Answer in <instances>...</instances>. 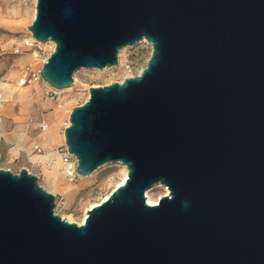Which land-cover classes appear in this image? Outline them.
Instances as JSON below:
<instances>
[{
    "label": "water",
    "instance_id": "95a60500",
    "mask_svg": "<svg viewBox=\"0 0 264 264\" xmlns=\"http://www.w3.org/2000/svg\"><path fill=\"white\" fill-rule=\"evenodd\" d=\"M27 29L55 43L39 77L56 90L141 40L151 54L69 114L78 176L128 169L81 225L0 169V264H264V0H36Z\"/></svg>",
    "mask_w": 264,
    "mask_h": 264
},
{
    "label": "rangeland",
    "instance_id": "374dc122",
    "mask_svg": "<svg viewBox=\"0 0 264 264\" xmlns=\"http://www.w3.org/2000/svg\"><path fill=\"white\" fill-rule=\"evenodd\" d=\"M35 5V0H0V94L5 98L4 88L18 90L26 86L29 96L33 97L24 107L17 100L9 101L8 109L0 107L3 124V129H0V169L13 173L26 169L36 175L38 184L54 195L55 212L79 221L89 204L97 202L113 190L120 178L121 164H103L90 175L77 176L73 181L67 179L60 166L57 175L59 182L53 184L48 177L51 163L32 159L33 156L45 152L40 145L41 151L33 148L37 144L39 124L42 121L48 124L54 122L58 134L61 135L69 125L68 116L72 108L86 101L89 88L120 82L127 74L137 75L146 66L151 45L144 39L135 45L123 47L120 52V66L118 62L117 65L101 69L80 68L73 73L76 81L73 79L69 87L61 90L49 88L41 78L35 79L43 62L48 58L47 45L36 43L30 47L24 44V40L31 34L27 26L32 22ZM33 51L37 52L36 57L31 56ZM22 81L24 83L20 84ZM13 96L16 97V91ZM19 124L25 125L26 130L21 146H18L14 136ZM64 146L65 142L60 140L53 150L60 159ZM64 184L74 187L72 193L69 194L63 188ZM162 191V185L153 190L156 195Z\"/></svg>",
    "mask_w": 264,
    "mask_h": 264
},
{
    "label": "bare ground",
    "instance_id": "6f19581e",
    "mask_svg": "<svg viewBox=\"0 0 264 264\" xmlns=\"http://www.w3.org/2000/svg\"><path fill=\"white\" fill-rule=\"evenodd\" d=\"M34 16H35V8L33 9V12H32V20L34 19ZM30 37L33 38L31 34H30ZM49 42H51V41H49ZM37 44L46 45V44H48V42L44 43V44L37 42ZM121 51L122 50H120L119 54H118L119 66L122 64V60L120 59V52ZM31 56L36 57L37 52L33 51ZM130 76H134V75L133 74H127L124 78L130 77ZM73 79H74V81H76L75 74L73 75ZM23 83H24V81H22L20 84H23ZM47 86L49 88H51L49 85H47ZM15 91H16V97L13 98L14 97L13 94H15ZM4 92L6 93L5 98H3L0 94V107L4 106V109H8V107L10 105L9 101H13V100L16 101L17 100V101L21 102L20 104L22 105V107H24V105H27L28 103L31 102V100H33V97L29 96V92H28V89L26 86H24L18 90L16 88L13 90H7L4 88ZM5 102H7V104H3ZM0 129H3V124H1V114H0ZM25 135H26L25 125H22V124L17 125L15 132H14V136L17 139L18 146H21V143L24 140ZM60 140L64 142L63 133L61 135L58 134L57 129H56V125L54 122L48 124V127L45 130L38 132L37 140H36V143L38 145H40L44 149L45 152L43 154L36 155V156L32 157L33 160L34 159H41L43 161H48L51 163V169L48 172V177L53 184H56L59 182L58 178H57L58 171L60 169V166H62V168H63V164H62V161L60 159V156L53 151L54 147L56 146V144ZM121 167H122V169L120 172V178L115 183L113 190L116 187L125 183V181L128 177V169L123 164H121ZM159 185L160 184H156L152 188L145 191L146 201L149 205H157L159 203L160 197H162L163 195L169 194V189L167 187H165L164 185H162L163 191L159 195H156L153 192V190L155 187H158ZM63 188L70 194V193H72L74 187L71 184H64ZM109 195H110V192H108L104 196H102L97 202L89 204L86 207V209L84 210V213H83V215L79 221H74V220H72L71 217H68V216L66 217L64 215H61V217H63L64 219H66L69 222H76L78 225H81L87 216L86 210L98 205L100 202L107 199L109 197Z\"/></svg>",
    "mask_w": 264,
    "mask_h": 264
},
{
    "label": "built area",
    "instance_id": "2783aa9c",
    "mask_svg": "<svg viewBox=\"0 0 264 264\" xmlns=\"http://www.w3.org/2000/svg\"><path fill=\"white\" fill-rule=\"evenodd\" d=\"M50 40L46 41L45 43L48 42L47 47H48V56L50 55L51 52L54 51L55 48V43L53 41L49 42ZM38 41L35 40L34 38H27L24 40V44L27 46H33L34 44H36ZM46 61V60H45ZM35 79H40L39 75L36 76ZM48 127V124L46 121H42L39 124V130L43 131ZM35 150L41 151V148L39 147L38 144L34 145L33 147ZM61 155V161L63 164V169L65 172V176L67 177V179L69 181H73L76 179V177L78 176L76 173V166H77V158L75 155H73L72 153H70L66 147V145L64 146L63 150L60 153Z\"/></svg>",
    "mask_w": 264,
    "mask_h": 264
}]
</instances>
